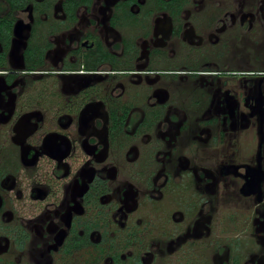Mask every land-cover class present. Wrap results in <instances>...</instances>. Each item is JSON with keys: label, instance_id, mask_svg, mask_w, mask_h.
I'll use <instances>...</instances> for the list:
<instances>
[{"label": "flooded vegetation", "instance_id": "flooded-vegetation-1", "mask_svg": "<svg viewBox=\"0 0 264 264\" xmlns=\"http://www.w3.org/2000/svg\"><path fill=\"white\" fill-rule=\"evenodd\" d=\"M264 0H0V264H264Z\"/></svg>", "mask_w": 264, "mask_h": 264}, {"label": "rangeland", "instance_id": "rangeland-1", "mask_svg": "<svg viewBox=\"0 0 264 264\" xmlns=\"http://www.w3.org/2000/svg\"><path fill=\"white\" fill-rule=\"evenodd\" d=\"M252 45H253V50L251 51L250 55H246V56H249L250 62L252 60L255 62H261V59H263L261 57H264V51L263 49H261L262 48L261 42L259 43V45H254V44Z\"/></svg>", "mask_w": 264, "mask_h": 264}]
</instances>
